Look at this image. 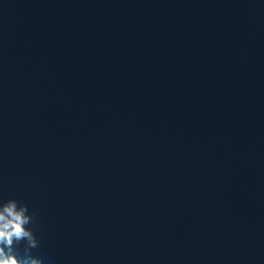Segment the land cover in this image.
I'll list each match as a JSON object with an SVG mask.
<instances>
[{"label":"water","instance_id":"95a60500","mask_svg":"<svg viewBox=\"0 0 264 264\" xmlns=\"http://www.w3.org/2000/svg\"><path fill=\"white\" fill-rule=\"evenodd\" d=\"M9 199L43 264H264V0H0Z\"/></svg>","mask_w":264,"mask_h":264},{"label":"clouds","instance_id":"9594fccd","mask_svg":"<svg viewBox=\"0 0 264 264\" xmlns=\"http://www.w3.org/2000/svg\"><path fill=\"white\" fill-rule=\"evenodd\" d=\"M35 211L29 213L27 204L15 199L0 203V264H43L42 259L32 255L31 249L39 241L28 225L34 223ZM25 241L23 255L16 245Z\"/></svg>","mask_w":264,"mask_h":264}]
</instances>
